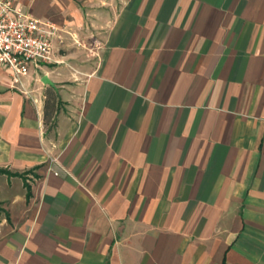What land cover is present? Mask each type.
<instances>
[{
    "label": "crops",
    "instance_id": "1",
    "mask_svg": "<svg viewBox=\"0 0 264 264\" xmlns=\"http://www.w3.org/2000/svg\"><path fill=\"white\" fill-rule=\"evenodd\" d=\"M9 1L58 32L0 67V264H264V0Z\"/></svg>",
    "mask_w": 264,
    "mask_h": 264
},
{
    "label": "built area",
    "instance_id": "2",
    "mask_svg": "<svg viewBox=\"0 0 264 264\" xmlns=\"http://www.w3.org/2000/svg\"><path fill=\"white\" fill-rule=\"evenodd\" d=\"M57 32L54 24L14 9L9 0H0V67L19 81L30 67L56 63L52 40ZM53 163L49 171L57 176L63 169L56 161Z\"/></svg>",
    "mask_w": 264,
    "mask_h": 264
},
{
    "label": "trees",
    "instance_id": "3",
    "mask_svg": "<svg viewBox=\"0 0 264 264\" xmlns=\"http://www.w3.org/2000/svg\"><path fill=\"white\" fill-rule=\"evenodd\" d=\"M48 97H46L44 104V126L46 130L50 131L55 127L56 115L60 111L59 104L61 102L57 94Z\"/></svg>",
    "mask_w": 264,
    "mask_h": 264
},
{
    "label": "rangeland",
    "instance_id": "4",
    "mask_svg": "<svg viewBox=\"0 0 264 264\" xmlns=\"http://www.w3.org/2000/svg\"><path fill=\"white\" fill-rule=\"evenodd\" d=\"M72 38H73V36H71ZM59 42H61V44L59 45V50H58V52L60 51V52H65V53H68L69 51L71 52V51H77V50H82V51H84V50H86L85 49V47H83L79 42H77V41H75V39L73 38V39H71L70 40V42H66V41H63L62 42V40H59ZM69 45H72V46H69ZM60 47H62V48H60ZM65 47V48H64ZM63 49V50H62ZM66 49V50H65ZM57 54V53H56ZM84 54V53H83ZM51 65H54V64H51ZM44 66H47V65H44ZM37 72V71H36ZM40 83L42 84V85H44L42 82H41V79H40ZM44 86H46L47 87V85H44ZM53 94H57V96H58V93L57 92H54V91H46L45 93H44V95L46 96V97H50V96H52ZM48 97V98H49ZM59 97V96H58ZM60 99V98H59ZM60 104H59V110L61 111H64V103L60 100ZM59 111V112H60Z\"/></svg>",
    "mask_w": 264,
    "mask_h": 264
},
{
    "label": "water",
    "instance_id": "5",
    "mask_svg": "<svg viewBox=\"0 0 264 264\" xmlns=\"http://www.w3.org/2000/svg\"><path fill=\"white\" fill-rule=\"evenodd\" d=\"M41 82L44 84V85H48L50 87H54V83L46 76L44 75L42 78H41Z\"/></svg>",
    "mask_w": 264,
    "mask_h": 264
}]
</instances>
